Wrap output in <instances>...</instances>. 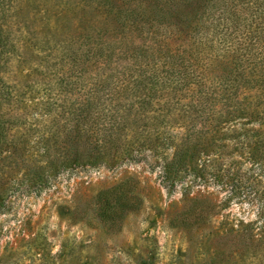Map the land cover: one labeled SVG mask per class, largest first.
<instances>
[{"label":"rangeland","instance_id":"obj_1","mask_svg":"<svg viewBox=\"0 0 264 264\" xmlns=\"http://www.w3.org/2000/svg\"><path fill=\"white\" fill-rule=\"evenodd\" d=\"M0 123V264H264V0H0Z\"/></svg>","mask_w":264,"mask_h":264},{"label":"trees","instance_id":"obj_2","mask_svg":"<svg viewBox=\"0 0 264 264\" xmlns=\"http://www.w3.org/2000/svg\"><path fill=\"white\" fill-rule=\"evenodd\" d=\"M2 129L1 123H0V130ZM180 157V155H179ZM179 163H178V154L174 155V158L171 159V161L164 166L162 169V175L165 177V179L169 182V185L171 188L173 185L180 180L179 176L181 174V169H179ZM186 171L190 172L194 179H200L202 176L205 177L208 175L206 173V170H196L195 168L188 167L186 168ZM124 184V183H123ZM125 185L119 184L115 186V211H123L127 209L128 206L131 204H128L129 199L135 200L133 206L135 203H137V197L134 195H130L128 198L125 194V189L123 188ZM107 209V207H105Z\"/></svg>","mask_w":264,"mask_h":264}]
</instances>
